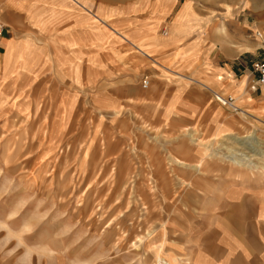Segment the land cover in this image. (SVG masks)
Instances as JSON below:
<instances>
[{"label": "rangeland", "instance_id": "rangeland-1", "mask_svg": "<svg viewBox=\"0 0 264 264\" xmlns=\"http://www.w3.org/2000/svg\"><path fill=\"white\" fill-rule=\"evenodd\" d=\"M32 2L57 25L0 83V264H189L197 205L264 196V97L236 66L262 57L264 0ZM219 66L237 90L196 76Z\"/></svg>", "mask_w": 264, "mask_h": 264}, {"label": "crops", "instance_id": "crops-1", "mask_svg": "<svg viewBox=\"0 0 264 264\" xmlns=\"http://www.w3.org/2000/svg\"><path fill=\"white\" fill-rule=\"evenodd\" d=\"M32 1L0 0V27L2 29L0 33V83L6 80L11 73H16L18 58L25 49L21 34L31 27H37L39 33H45L46 37L49 31H52L54 19L48 16L51 10L47 8V11H43V14L37 17L38 6ZM122 39L126 38L122 37ZM157 41L158 39H155L156 43ZM194 43L188 44L187 48L195 46ZM130 44H136L138 51L145 50L144 46L148 47L141 42ZM246 50H249V47L243 46L236 52ZM261 58L254 55L245 60L243 65L238 63L236 66L248 68L252 81L254 77L252 65ZM231 72L234 74L233 69ZM196 76L218 90L223 89L230 92L238 89L237 82L240 80H234V77L226 75L225 70L220 66L215 68L210 76L201 72ZM242 77L249 78L248 75ZM257 91L259 92L257 97H264V87H260ZM224 95L229 94L224 93ZM212 96L214 102L223 109L224 107L215 100L213 92ZM250 99L252 100V97L249 94L248 100ZM187 121H193V119ZM244 187L246 186L239 183L226 185L217 197L205 203L199 199L197 193L190 195L191 202H202L195 208L198 213L194 215L190 229L193 243L189 250V264H264V196ZM11 216L13 215H9ZM165 259H168L169 264L174 262L170 258Z\"/></svg>", "mask_w": 264, "mask_h": 264}, {"label": "built area", "instance_id": "built-area-1", "mask_svg": "<svg viewBox=\"0 0 264 264\" xmlns=\"http://www.w3.org/2000/svg\"><path fill=\"white\" fill-rule=\"evenodd\" d=\"M2 29L0 27V33ZM253 79L251 81L250 90L252 92L258 90L260 87H264V50L262 58L253 63L252 65ZM148 85V80L143 81V88H146ZM215 100L221 104L224 108L230 111L233 114L241 113V109L236 105V100L231 95H220L213 93Z\"/></svg>", "mask_w": 264, "mask_h": 264}, {"label": "bare ground", "instance_id": "bare-ground-1", "mask_svg": "<svg viewBox=\"0 0 264 264\" xmlns=\"http://www.w3.org/2000/svg\"><path fill=\"white\" fill-rule=\"evenodd\" d=\"M242 113H244V112L242 111V112L239 113V114H242ZM230 159H231L234 163H238V164H240L239 159H236L235 157H231ZM240 161H241V160H240ZM155 264H169V263L167 262L166 259H163V258H161V257H157L156 260H155Z\"/></svg>", "mask_w": 264, "mask_h": 264}]
</instances>
